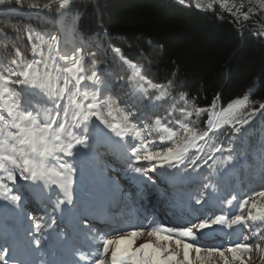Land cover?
<instances>
[{
    "label": "snow or ice",
    "instance_id": "1",
    "mask_svg": "<svg viewBox=\"0 0 264 264\" xmlns=\"http://www.w3.org/2000/svg\"><path fill=\"white\" fill-rule=\"evenodd\" d=\"M13 2L24 6V0H0V8ZM81 2L85 9L98 7L97 0ZM176 2L191 6L188 0ZM75 3L31 0L27 5L54 10L63 21L62 31H39L26 24L15 38L0 35L6 53L0 56V202L29 222L22 232L0 231V264H248L254 247L264 253V188L221 195L224 177L241 158L236 143L258 114L264 118V102L253 101L249 90L226 105H218L217 94L200 106L172 79L156 82L145 75L143 66L119 47L111 52L126 75L114 76L99 58L100 34L86 47L81 13L70 11ZM192 3L201 11L219 6L237 24L264 12V0H248L246 10L235 0ZM253 34L264 36V31ZM25 39L28 53L20 45ZM114 83L129 100L121 103ZM259 151L264 159V144ZM89 153L108 189L123 196L121 181L136 187L126 194L135 197L129 201L133 207L149 187L167 192L171 219L104 213L91 202L77 209L76 164ZM29 202L39 211L29 210ZM66 210L71 218L53 237ZM215 236L228 243H202ZM50 244L58 258L42 259Z\"/></svg>",
    "mask_w": 264,
    "mask_h": 264
},
{
    "label": "trees",
    "instance_id": "2",
    "mask_svg": "<svg viewBox=\"0 0 264 264\" xmlns=\"http://www.w3.org/2000/svg\"><path fill=\"white\" fill-rule=\"evenodd\" d=\"M29 2L24 0L23 7L13 2L0 8L1 12L16 13L0 15V35L7 33L15 38L17 29L22 30L26 24L39 31L63 30V21L54 10L29 9ZM97 3L98 7L89 4L85 9L84 3L76 0L70 11L81 13L79 29L86 47H92V41L100 34L103 48L99 58L114 76L126 75L125 67L113 59L111 52V48L119 47L126 57L143 66L145 75L156 82L172 79L179 91L195 97L200 106L209 105L217 94L218 105H226L249 90L253 101L264 102V36L253 34L259 31L257 28L244 29L243 23L235 24L228 17L220 19L215 11L198 12L176 0H97ZM260 18L254 17L250 23L264 26V18ZM20 45L28 53L27 40ZM5 54L0 44V56ZM105 63L100 67L104 68ZM113 93L121 103L129 100L126 91L118 89L115 83ZM262 144L264 118L258 114L236 143L237 156L241 158L221 183L223 197L264 188V159L259 151ZM204 172L202 169L201 173Z\"/></svg>",
    "mask_w": 264,
    "mask_h": 264
},
{
    "label": "rangeland",
    "instance_id": "3",
    "mask_svg": "<svg viewBox=\"0 0 264 264\" xmlns=\"http://www.w3.org/2000/svg\"><path fill=\"white\" fill-rule=\"evenodd\" d=\"M0 15L6 17V16H11L12 13H11V11H9V12H1L0 11ZM99 150H103V149H99ZM106 158H108V157H106ZM108 159H111L113 163H116V161H117L115 157H109ZM94 163H95V161H93V159H92V153L86 154L77 160L76 166L78 168V172H77L76 176L74 177V190H76L78 197H79V193L82 194V196L79 197L80 202L82 204L86 203V201L90 202V201L96 200V197L99 195L100 192H105L108 189L105 186L104 182L98 177V175L96 173V169L94 168ZM151 175H154V174H151ZM20 183L23 184L25 182L21 181ZM121 184L123 185L124 193H125V195H123V196L121 195L123 197V202H127L128 205L131 206L129 201L135 200V197H129L126 194L130 193V192L134 193L137 189L128 180L121 181ZM21 190L23 191V189H21ZM108 191L112 192L113 194H117L110 189H108ZM52 194L53 195L51 197H52V200L54 202L55 198L58 194V190L54 191ZM150 195H151V191L148 188L145 191L144 197L142 199V200H145V202L142 203L145 206L149 205V203L147 202L149 200H147V198L150 197ZM161 196H162V193L158 194V196L153 197L151 200H154V201L158 200L159 201V198ZM222 197H223V194H222ZM140 201L141 200L137 201L136 203H141ZM4 203H6V202H4ZM198 207H203V206H198ZM126 210H128L127 207H126ZM37 211H39V210H37ZM172 211H173V209H172ZM66 212H67V210H66ZM169 212L170 211H168V213ZM127 213H130V212H127ZM135 213H137V212H134L133 214H135ZM141 214H144V210H142ZM207 231L212 232L213 230L210 229ZM215 231L219 232V231H221V229H219V227H216ZM142 242L143 241H137V244L142 243ZM202 243L209 244V245H215V244H220V243L227 244L228 240L225 239L224 237H221V236H215L212 240H208V242H202ZM261 247H264V242H261ZM251 256H252V259L248 261V264H264V253L258 252L255 249V247L253 248ZM246 259H247V257H246Z\"/></svg>",
    "mask_w": 264,
    "mask_h": 264
},
{
    "label": "bare ground",
    "instance_id": "4",
    "mask_svg": "<svg viewBox=\"0 0 264 264\" xmlns=\"http://www.w3.org/2000/svg\"><path fill=\"white\" fill-rule=\"evenodd\" d=\"M189 4L191 6H184V5H182V6L191 7L192 9H194V10H196L198 12H202V13L207 12V11L197 10L195 8V6L192 5L190 2H189ZM257 16L261 17V18H264V12H261V13L257 14ZM246 27H248V26H244V29ZM258 30L259 31H264V30H260V29H258ZM116 163H119V162L116 161ZM149 189L151 191V195H150V197L147 198V200H149V201H147L149 203V205L145 206L144 214L145 213H147V214H155L161 220H165L166 218L167 219H171L170 216H167L168 211H172V209H170L167 206L168 193L167 192H163L162 193L160 190H157L154 186L149 187ZM73 190H74V184H73ZM73 192H74V202H75L76 208L79 209L83 204L80 202V198L78 197L76 190H74ZM160 193H162V196L159 198V201L158 200H155V201L151 200L153 197L158 196V194H160ZM41 195H43V194H41ZM48 199H49L48 197H46V196L44 197L45 201H47ZM51 200H52V197H51ZM90 202L93 203L94 205H96L104 213L115 214V212L118 211V210H122V211L126 210L122 206V203H124V202H123V197L121 196V194H119V193L113 194L112 192L108 191V189L105 192H100L99 195L96 197V200H93V201H90ZM140 202L144 203L145 200H141ZM0 206H2V204H0ZM5 207H8V206L6 205ZM27 207L29 209H31L32 211L39 210V206L35 202H29ZM50 207H51V205H49V209H50ZM2 209H5V208L2 207ZM67 218H71V217L66 212V214L62 217V219H66L67 220ZM212 239L213 238H206L202 242H208V240H212Z\"/></svg>",
    "mask_w": 264,
    "mask_h": 264
},
{
    "label": "built area",
    "instance_id": "5",
    "mask_svg": "<svg viewBox=\"0 0 264 264\" xmlns=\"http://www.w3.org/2000/svg\"><path fill=\"white\" fill-rule=\"evenodd\" d=\"M188 2H190L192 5H194V4L192 3V0H188ZM203 2L206 4V3L208 2V0H203ZM230 2H232V0H230ZM241 2L244 3V5H245V10H246L247 7H248V0H235V3H236V4H240ZM214 13H215L217 16H218V14H219V16H222V17H228V18L230 19V21H232V22L235 23L234 18H233L232 16L228 15L227 13L223 12V11L219 8V6H217V7L215 8V12H214ZM254 17H256V18H260V17H257V14H256V15H253L252 18L249 19L248 21H242V22L239 23V24H242V23H243L244 26H252V27H255V28H257V29L264 30V26H263V25H261V24H252V23H250V21H251ZM260 19H261V18H260ZM235 24H237V23H235Z\"/></svg>",
    "mask_w": 264,
    "mask_h": 264
}]
</instances>
